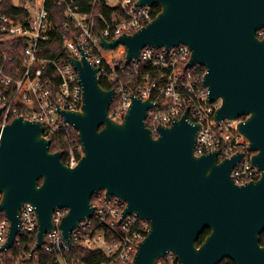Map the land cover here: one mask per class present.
<instances>
[{
  "label": "water",
  "instance_id": "water-1",
  "mask_svg": "<svg viewBox=\"0 0 264 264\" xmlns=\"http://www.w3.org/2000/svg\"><path fill=\"white\" fill-rule=\"evenodd\" d=\"M160 5L154 19L106 48L124 45L127 63L146 46L192 48L190 65L207 67L209 102L220 101L215 122L239 120L237 129L249 141L252 162L262 170L258 180L238 184L232 170L244 157L239 152L218 160V151L195 154L202 123L184 114L159 127L155 137L147 125L151 98L133 95L122 121L109 116L114 89L103 86L82 50L72 57L83 86L80 110H59L78 131L84 148L79 163L63 161V151H51L44 126L19 116L0 126V211L10 219L11 247L20 231L21 207L35 206L37 243L46 242L55 227L56 208L68 207L61 229L72 245L71 232L91 217L92 197L107 195L128 203L124 216L137 213L151 229L131 264H154L172 251L181 264H264V0H139ZM2 109L0 108V113ZM209 228L204 242L197 240Z\"/></svg>",
  "mask_w": 264,
  "mask_h": 264
},
{
  "label": "built area",
  "instance_id": "built-area-1",
  "mask_svg": "<svg viewBox=\"0 0 264 264\" xmlns=\"http://www.w3.org/2000/svg\"><path fill=\"white\" fill-rule=\"evenodd\" d=\"M139 0H14L19 8L15 16L0 14V126L14 118L39 121L43 135L51 139L57 150L63 151V161L76 166L84 155L79 131L66 121L59 110H80L83 86L72 57L85 51L105 88L115 95L109 116L122 121L133 95L151 98L147 125L153 135H159L161 125L170 126L188 114L194 122L202 123L195 154L218 151V160L239 152L244 157L232 170L236 183L258 180L262 170L252 162L250 141L237 129L239 120L215 122L214 114L220 101L209 102L205 84L207 67L190 65L192 48L180 44L171 48L146 46L138 58L128 64L124 45L106 48L102 38L114 40L124 33H133L157 15L154 6L138 5ZM63 8L64 28L72 36H64L61 50L54 56L44 55V48L53 31L50 5ZM113 8L107 15L100 5ZM86 7V8H85ZM264 36V28L258 31ZM45 44V45H44ZM45 46V47H44ZM7 49L17 51L18 58ZM2 194L0 193V203ZM95 207L72 230L69 244L60 225L69 212L68 207L56 208L55 227L46 234V242L33 252L37 243L38 215L35 206L25 202L21 207L20 231L13 245L2 250L8 239L10 219L0 211V256L8 254L10 264H27L37 258L42 248L55 256L58 264H87L69 253L75 245L105 254L101 264H131L141 242L150 229V220L137 213L124 216L128 203L123 198L107 195L104 190L92 197ZM10 251V252H9ZM9 252V253H8ZM154 264H181L172 251Z\"/></svg>",
  "mask_w": 264,
  "mask_h": 264
},
{
  "label": "trees",
  "instance_id": "trees-1",
  "mask_svg": "<svg viewBox=\"0 0 264 264\" xmlns=\"http://www.w3.org/2000/svg\"><path fill=\"white\" fill-rule=\"evenodd\" d=\"M154 8L157 13L161 9L160 5L158 4L154 5ZM100 9L103 10L107 15H110V13L114 10L113 8L106 7L103 4L100 5ZM18 11H19V8L16 7L14 0H0V14H8L11 16H15L18 13ZM50 11H51V18L53 21V31L51 32L50 40H48V46H46V49L44 48V55L46 56H54L55 54H57L62 48L64 36H68V37L72 36L71 33H69V31H67L64 28L63 8L56 4H52L50 5ZM7 50L13 53L18 58L17 51H13L11 49H7ZM102 84L104 87L106 86L104 82H102ZM56 150H57V147L55 146V144H52L51 151H56ZM209 233H210V229L209 228L205 229L204 232L200 234L196 242L197 245L202 244ZM261 244L264 245V232L261 234ZM69 251L71 255H74L76 258H80L84 260L87 264H101L102 261H105L108 259V257L105 254L96 252L94 250L83 248L80 245H75ZM7 255L8 254H6L4 258L0 256V264H10L11 261ZM25 263L27 264H58L55 261V256L53 254L45 252L44 248L40 250L37 258L35 257L32 259L29 258L26 260ZM219 264H236V263L231 258H225Z\"/></svg>",
  "mask_w": 264,
  "mask_h": 264
}]
</instances>
